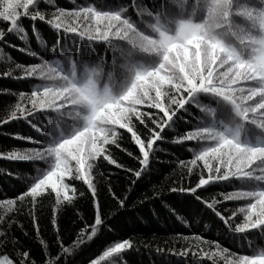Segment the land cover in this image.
Returning a JSON list of instances; mask_svg holds the SVG:
<instances>
[{
  "label": "snow or ice",
  "instance_id": "snow-or-ice-1",
  "mask_svg": "<svg viewBox=\"0 0 264 264\" xmlns=\"http://www.w3.org/2000/svg\"><path fill=\"white\" fill-rule=\"evenodd\" d=\"M42 2L51 7H42ZM72 3L66 9L53 0H0V45L39 61L9 63L0 57L5 61L2 78L14 72L19 78H37L29 80L28 94L18 93L5 107L0 126L27 120L38 133H10L29 146L0 151V160L18 165L16 171L0 169V178L17 182L15 194L0 197V264H37L14 233V227L23 231L20 214L30 217L36 230L39 264H73L81 246L111 231L129 213L130 204L135 210L137 204L162 200L163 187L156 185L136 201L130 194L145 183L157 153L168 152L163 143L186 141L195 142L187 146L190 157L179 161L188 173L187 186L182 172L179 186L173 180L167 187L169 193L189 198L177 218L183 223L185 216H199L223 228L220 240L194 234L192 243L181 234L180 249L167 251L184 257L191 253L193 264L204 259L212 264H264V0ZM24 19L32 22L33 37L41 42L37 21L57 34L52 58L29 46ZM61 32L74 34V45L77 40L85 45L103 42L104 55L71 53V46L59 42ZM11 35L24 41V47L11 44ZM181 121L191 127L179 131ZM120 140L135 148L129 150ZM112 145L137 163H122ZM107 165L125 174L122 194L113 188ZM213 186L220 191L209 192ZM78 198L89 201L90 219L85 221L77 211L71 235H62L61 212L77 207ZM45 202L51 206L50 240L41 235L36 214ZM177 211L173 207L170 214ZM225 237L236 251L223 246ZM133 248L131 239L118 240L89 264H129L124 254Z\"/></svg>",
  "mask_w": 264,
  "mask_h": 264
},
{
  "label": "trees",
  "instance_id": "trees-1",
  "mask_svg": "<svg viewBox=\"0 0 264 264\" xmlns=\"http://www.w3.org/2000/svg\"><path fill=\"white\" fill-rule=\"evenodd\" d=\"M76 4H82L84 0H75ZM123 2V0H121ZM53 4L56 6L65 7L70 9L73 7L72 0H53ZM42 7H51L45 5L42 2ZM22 24L28 29V43L33 49L39 50L46 58H52L53 45L57 44V34L51 30L47 25L41 22H36V27L41 30V39L33 37V29L31 27L32 22L28 19L22 20ZM60 43L66 46H71V53L79 54L83 51L85 57L89 54L95 58L97 54L101 57L104 55L106 45L103 42H93L92 45L80 44L77 40L76 45L73 42V35L68 34L65 36L63 32L60 34ZM11 44L24 47V41L19 40L15 35L9 36ZM59 52V49H57ZM0 57H4L7 62H39L38 59L34 61L33 57L27 55L25 52L18 50V48L10 47L7 45H0ZM108 57L111 59V52H108ZM5 61H0V73L5 69ZM33 82L37 78H19V73L14 72L12 77L2 78L0 76V114L3 113L5 107L9 103H14L18 98V93L24 92L28 94L30 92L29 80ZM28 106V105H26ZM39 123L38 121H33ZM186 127H191V124H186L184 121L180 122L179 131H183ZM125 136L128 134L121 130ZM10 133H20L22 136L32 135L36 136L38 133L33 131L27 120H17L10 122L5 126H0V151L17 146L24 148L27 145L20 139L13 138ZM172 135L171 132L168 133ZM120 143L127 147L129 150L135 148V145L128 140H120ZM160 144L161 142H157ZM195 142L186 141L184 145H178L174 143H163L162 147L168 149L167 153L158 152L159 159H153L151 161V171L145 175V183L141 184L139 189L130 194V200L136 201L142 192L151 190L153 185L157 188L163 187V197L161 199L154 200L152 202H145L144 204H137L136 209L133 210L131 204L129 206V213L122 217L120 220L114 222V227L111 231L105 230L99 238L87 244V246H81L78 250V254L73 259V264H89L91 259H96L106 247L115 243L118 240L129 238L133 241L134 248L128 250L124 256L129 261V264H193V258L191 253L187 257L176 256L172 252L167 251L169 247H174L177 250L181 247L182 236H186L192 243H196L194 234H199L202 239L207 240H220V229L223 225L215 226L208 218L200 220L199 216L184 217V222L177 218L186 211V204L188 203V196H183L178 193H169L167 187L171 185L172 181L177 182V186L180 183V176L183 172L185 175L184 186L188 183V173L183 168L179 161L187 160L191 153L188 150V145H192ZM111 151L122 162L129 165H135L137 162L132 161L127 156L126 152L120 150V148L114 145L109 146ZM18 165L7 161L0 160V169L17 170ZM107 168L112 169V186L118 194H122L127 187V181L125 174L115 169L111 165H107ZM105 169H101L104 171ZM199 169L196 170V175L191 176V180L195 182ZM150 181V183H149ZM221 184L223 182H220ZM17 182L13 181L10 177L0 178V197H11L17 191ZM102 195L106 196L107 189L105 186H101ZM220 191L219 186L210 187L209 192L216 193ZM209 193H204L208 195ZM110 199V197L108 198ZM89 201L86 199H79L77 207H67L62 210L61 219V234L68 233L71 235L72 219L75 213L79 211L85 218V221L90 219L89 217ZM177 209L176 214H170L172 208ZM109 209L106 207L105 211ZM36 214L40 223V232L45 239H51V206L45 202L42 205H38ZM18 224L23 226V231L14 227V233L21 241L24 242L26 250H30L37 260V264L40 262V246L35 240V229L32 227L31 218L26 214H20L17 217ZM81 222L78 221V224ZM211 228V231H209ZM24 231L28 232V236L24 235ZM231 235V234H229ZM68 236H65L67 240ZM224 247H232L233 251L237 250V247L232 246V241L228 237H225L222 241ZM165 249L163 252H158L157 248ZM55 252V249H52ZM45 258H47L45 256ZM99 264H105L104 260H100ZM123 264V262H122ZM202 264H212L211 261L204 259Z\"/></svg>",
  "mask_w": 264,
  "mask_h": 264
}]
</instances>
